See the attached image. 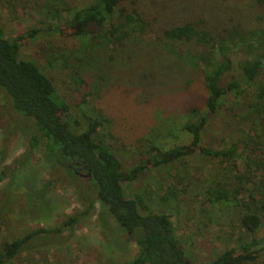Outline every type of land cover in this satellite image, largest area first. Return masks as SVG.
<instances>
[{"label": "rangeland", "instance_id": "1", "mask_svg": "<svg viewBox=\"0 0 264 264\" xmlns=\"http://www.w3.org/2000/svg\"><path fill=\"white\" fill-rule=\"evenodd\" d=\"M30 1L33 2L14 0L13 5L7 6L0 0V27L6 39L25 34L44 17L27 9L32 6ZM43 1L47 0L39 3ZM21 3L26 8L20 9ZM140 3L142 17L151 28V32L139 38L141 44L135 42L124 49H114L104 42L91 41L89 36L74 37L65 25L60 26L58 33L50 32L59 27V20H43L46 33L38 39L19 42V59L33 62L51 80L68 107V116L81 124L83 114L101 111L106 120L101 123V132L107 136V144L117 149L114 151L123 172L134 160L141 158L145 163L151 146L166 150L186 145L189 136L181 130L184 109L191 105L201 109L205 98L200 74L188 75L181 65L183 60L159 46L161 26L175 23L176 19L180 22V17L203 16L212 26L222 22L231 27L238 21L245 22V17L248 21L263 9L251 10L246 0H141ZM44 49L58 60L50 65L44 62ZM241 57V53L233 50L231 71L222 77V83L236 78L235 63ZM72 77L86 81L82 91H88V96L79 98L72 87L69 89ZM188 80L192 82L188 84ZM255 88L243 85L223 97L220 108L201 134L199 147L218 150L236 142L247 145L246 157L252 158L253 149L264 137V117H258L260 136L247 114L250 104L256 102ZM30 133V122L15 113L0 93V172H4L0 181V242L39 228L52 229L82 210L77 199L80 192L75 194L72 185L52 176L56 168L54 173L42 150L37 147L26 154ZM219 137L224 138L223 143L216 142ZM24 157L26 160L22 162ZM240 160L219 163L196 152L176 165V174L182 172L186 176L183 182L177 183L173 169L162 166L147 169L143 179L124 182L122 190L125 197L141 193L155 209L164 204L166 212L172 215L180 248L193 264H206L225 249L238 252V243L248 244L250 240L254 242L250 248L254 252L251 264H264L261 241L264 221L249 236L239 226L243 211L232 205L207 202L216 184L234 182L241 173ZM253 182L264 185V174L256 172ZM243 187L248 188V184ZM97 210L95 205L93 213L80 220L71 232L32 238L18 258L8 264H116L131 260L136 254L134 243L127 241L120 230L113 229V222L107 225L112 234L104 229Z\"/></svg>", "mask_w": 264, "mask_h": 264}, {"label": "trees", "instance_id": "2", "mask_svg": "<svg viewBox=\"0 0 264 264\" xmlns=\"http://www.w3.org/2000/svg\"><path fill=\"white\" fill-rule=\"evenodd\" d=\"M13 1L4 0V4L10 6ZM246 1L253 11L256 7L263 9L250 16L248 21L245 17V22L238 21L231 27L222 25V22L212 26L203 16L195 19L180 17V22L176 19L175 23L167 22L161 26L159 46L183 60L179 64L188 75L195 77L200 74L205 98L201 109L192 105L184 109L181 130L189 136L186 145L166 150L151 146L145 163L141 158L134 160L124 172L116 158L114 150L117 149L107 144V136L101 132V123L106 121L101 111L83 114L81 124L68 116V107L57 95L51 80L33 62L19 59L18 52L21 40L38 39L47 32L44 21L53 20H59L60 25L50 32L58 33L60 26L65 25L72 30L74 37L89 36L91 41L104 42L114 49H124L135 42L141 44L139 38L147 31L151 32L140 12L141 0H47L45 3L33 0L27 9L44 16L38 20V26L10 40L3 36L0 27V93L15 113L30 122L26 154L40 148L54 173L56 168L52 176L72 185L75 194L80 192L77 199L82 205L81 211L67 216L57 227L39 228L9 241H1L0 264L16 260L19 252L34 237L71 232L80 220L93 213L95 205L103 228L112 234L107 225L113 222V229L120 230L125 239L136 247L131 260L116 264H193L180 248L171 222L172 215L166 212L164 204H158L155 209L141 193L125 197L122 184L143 179L147 169L155 170L162 166L173 169L177 183H181L186 176L182 172L176 174V165H181L186 157L196 152L219 163L241 159V173L234 182L216 184L214 194H208L207 202L218 206L232 205L237 211H243L239 226L250 236L264 221V185L253 182L256 172L264 174V137L253 149L251 159L246 157L247 145L236 142L218 150L199 147L201 134L216 109L220 108L223 97L243 85L256 87L252 94L256 102L250 104L247 114L252 118L248 121H253L258 133L262 130L259 118L264 117V0ZM18 7L26 8L25 3L18 4ZM233 50L242 56L235 63L236 78L222 83V77L231 71ZM43 52L46 54L44 62L48 65L58 60L50 51V55L45 49ZM70 82L69 89L72 87L79 98L89 95L88 91H82L86 87L83 78L72 77ZM190 82L187 81L188 84ZM217 141L223 143L224 138L219 137ZM25 160L24 157L21 161ZM78 167L85 168L87 180L75 175ZM15 168L16 165L12 166L13 170ZM3 174L1 171L0 181ZM246 184L248 188L243 187ZM238 186L243 187L242 195ZM261 241L264 243V234ZM253 244L252 240L248 244L238 243L239 253L225 249L215 254L213 259L209 258L206 264H251L254 252L250 248Z\"/></svg>", "mask_w": 264, "mask_h": 264}, {"label": "flooded vegetation", "instance_id": "3", "mask_svg": "<svg viewBox=\"0 0 264 264\" xmlns=\"http://www.w3.org/2000/svg\"><path fill=\"white\" fill-rule=\"evenodd\" d=\"M75 175L79 178V179H83V180H87L86 179V173H85V168L83 167H78L76 168V170L74 171Z\"/></svg>", "mask_w": 264, "mask_h": 264}, {"label": "water", "instance_id": "4", "mask_svg": "<svg viewBox=\"0 0 264 264\" xmlns=\"http://www.w3.org/2000/svg\"><path fill=\"white\" fill-rule=\"evenodd\" d=\"M86 176H88V173L86 174Z\"/></svg>", "mask_w": 264, "mask_h": 264}]
</instances>
